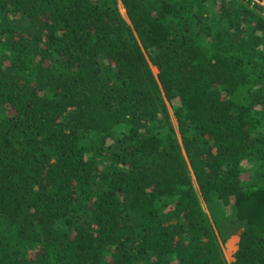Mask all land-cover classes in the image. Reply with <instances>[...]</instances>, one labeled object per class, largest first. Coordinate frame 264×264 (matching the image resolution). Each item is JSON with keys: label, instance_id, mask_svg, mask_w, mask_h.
Listing matches in <instances>:
<instances>
[{"label": "trees", "instance_id": "16d2710c", "mask_svg": "<svg viewBox=\"0 0 264 264\" xmlns=\"http://www.w3.org/2000/svg\"><path fill=\"white\" fill-rule=\"evenodd\" d=\"M237 235L264 264V0H0V264H227Z\"/></svg>", "mask_w": 264, "mask_h": 264}, {"label": "rangeland", "instance_id": "374dc122", "mask_svg": "<svg viewBox=\"0 0 264 264\" xmlns=\"http://www.w3.org/2000/svg\"><path fill=\"white\" fill-rule=\"evenodd\" d=\"M118 8H119V11H120L122 17L125 19V21L127 23H129V19H128V16L126 14L125 8L120 1H118ZM134 34H136V33H134ZM135 37H136V35H135ZM152 69H153V72L156 74L157 69L154 66L152 67ZM239 93L240 94L236 95L235 100L240 102L242 100V97L245 96V92L242 89L239 91ZM167 108H168L170 120L174 126L175 131L177 132V120L174 116L173 108L168 103H167ZM194 184H195V182H194ZM238 241H239V236L237 235V236H232V237L228 238L226 241L221 242V244H220L222 251H223V254H224V258H225L227 264H232V262L234 260V253L238 247Z\"/></svg>", "mask_w": 264, "mask_h": 264}]
</instances>
